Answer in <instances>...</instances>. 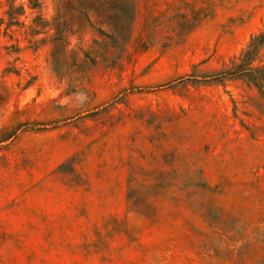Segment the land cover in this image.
<instances>
[{"label": "rangeland", "instance_id": "rangeland-1", "mask_svg": "<svg viewBox=\"0 0 264 264\" xmlns=\"http://www.w3.org/2000/svg\"><path fill=\"white\" fill-rule=\"evenodd\" d=\"M263 30L264 0H0V264H264V87L224 73Z\"/></svg>", "mask_w": 264, "mask_h": 264}, {"label": "trees", "instance_id": "trees-1", "mask_svg": "<svg viewBox=\"0 0 264 264\" xmlns=\"http://www.w3.org/2000/svg\"><path fill=\"white\" fill-rule=\"evenodd\" d=\"M264 47V30L254 34L247 46L236 57L234 65L225 70L226 75L240 74L249 82L264 87V67L254 66L253 62L259 59L260 50Z\"/></svg>", "mask_w": 264, "mask_h": 264}]
</instances>
